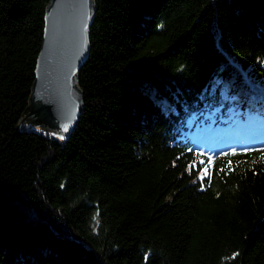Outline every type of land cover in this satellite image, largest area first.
Masks as SVG:
<instances>
[{
  "label": "trees",
  "instance_id": "16d2710c",
  "mask_svg": "<svg viewBox=\"0 0 264 264\" xmlns=\"http://www.w3.org/2000/svg\"><path fill=\"white\" fill-rule=\"evenodd\" d=\"M49 2L0 0V264H264V0H95L64 139Z\"/></svg>",
  "mask_w": 264,
  "mask_h": 264
},
{
  "label": "water",
  "instance_id": "95a60500",
  "mask_svg": "<svg viewBox=\"0 0 264 264\" xmlns=\"http://www.w3.org/2000/svg\"><path fill=\"white\" fill-rule=\"evenodd\" d=\"M94 11L95 0H50L47 6L29 115H35L37 124L51 134L55 131L70 134L83 112L78 71L90 51Z\"/></svg>",
  "mask_w": 264,
  "mask_h": 264
},
{
  "label": "rangeland",
  "instance_id": "374dc122",
  "mask_svg": "<svg viewBox=\"0 0 264 264\" xmlns=\"http://www.w3.org/2000/svg\"><path fill=\"white\" fill-rule=\"evenodd\" d=\"M22 127L32 128V129L37 130V131L46 132L48 135H50V136L55 135L56 137H59L60 139H64L65 135H66L64 131H55L51 134V133H49V131H47L45 129V127H43L42 125H39V124H36V125H24V124H22ZM262 131H263V129H262Z\"/></svg>",
  "mask_w": 264,
  "mask_h": 264
},
{
  "label": "snow or ice",
  "instance_id": "6c2138e0",
  "mask_svg": "<svg viewBox=\"0 0 264 264\" xmlns=\"http://www.w3.org/2000/svg\"><path fill=\"white\" fill-rule=\"evenodd\" d=\"M65 130H67V129L65 128ZM261 158L264 159V150H262V152H261ZM209 164H211V160L209 161ZM229 164H230V162H229ZM208 175H210V173L208 172V169L206 167L204 172L201 175V179H203L204 176H208Z\"/></svg>",
  "mask_w": 264,
  "mask_h": 264
}]
</instances>
